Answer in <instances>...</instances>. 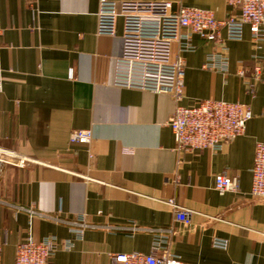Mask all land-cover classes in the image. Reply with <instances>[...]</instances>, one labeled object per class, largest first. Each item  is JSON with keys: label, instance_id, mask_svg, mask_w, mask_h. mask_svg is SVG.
Listing matches in <instances>:
<instances>
[{"label": "crops", "instance_id": "crops-1", "mask_svg": "<svg viewBox=\"0 0 264 264\" xmlns=\"http://www.w3.org/2000/svg\"><path fill=\"white\" fill-rule=\"evenodd\" d=\"M100 1L0 0V149L13 157L0 164L3 264H15L29 235L58 239L50 264H113V255L151 254L159 230L172 231L169 249L184 264H264V201L251 196L264 143V81L253 80L264 39L257 43L248 27L241 41L224 29L221 42L192 37L181 105L241 103L253 117L222 151L183 153L169 127L173 97L114 86L122 21L116 37H99ZM110 1L172 2L219 21L236 13L227 0ZM223 46L227 71L205 68ZM173 53L181 56L178 44ZM79 130L92 131L90 144L70 143ZM219 175L237 178L239 191L219 194ZM170 200L192 212L191 224L177 220ZM27 210L46 217L31 227ZM81 217L91 226L82 237L67 224ZM214 239L228 248H214Z\"/></svg>", "mask_w": 264, "mask_h": 264}, {"label": "built area", "instance_id": "built-area-1", "mask_svg": "<svg viewBox=\"0 0 264 264\" xmlns=\"http://www.w3.org/2000/svg\"><path fill=\"white\" fill-rule=\"evenodd\" d=\"M236 11L225 21H219L213 11L194 7L174 9L172 2H124L101 0L97 14V35L99 37L117 36L119 21H122L123 52L114 66V86L123 89L169 95L177 102L174 115L169 121L177 150L183 153L223 150L225 145L245 134L247 124L252 119L250 107L241 103L206 99L192 107L181 105L185 99L186 62L182 57L193 52L192 37L197 35L211 42H221V32L226 31L227 40L241 41L248 27L253 39L260 43L264 39V0H227ZM4 35L0 16V40ZM179 45L180 55L174 56L173 47ZM222 51L208 58L205 68L227 71V58ZM241 75H244L242 72ZM264 57L254 68L253 80L264 81ZM93 134L91 130L74 131L70 137L72 145H88ZM93 157L92 155L90 156ZM11 153L0 149V164L11 163ZM18 165L24 167L26 161ZM251 196L264 201V143L256 147L252 169ZM216 191L224 195L238 192L239 180L235 177L219 175L215 180ZM176 218L186 225L191 224L192 212L178 206L173 200ZM32 227L33 217L46 216L27 210ZM69 229L77 236H83L91 226L85 217L67 222ZM172 231L155 232L153 252L144 254L113 255V264H184L181 258L170 249ZM56 237L36 240L32 235L21 242L16 251L15 264H50L59 250ZM71 243L64 248L70 250ZM213 247L228 248V242L214 239ZM3 249L0 246V264H3Z\"/></svg>", "mask_w": 264, "mask_h": 264}]
</instances>
